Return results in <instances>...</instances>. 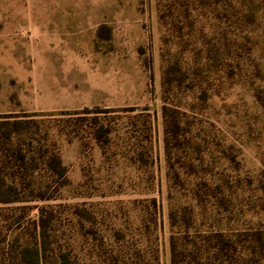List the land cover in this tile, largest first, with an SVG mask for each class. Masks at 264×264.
Wrapping results in <instances>:
<instances>
[{
  "label": "rangeland",
  "instance_id": "obj_1",
  "mask_svg": "<svg viewBox=\"0 0 264 264\" xmlns=\"http://www.w3.org/2000/svg\"><path fill=\"white\" fill-rule=\"evenodd\" d=\"M5 120L9 259L41 212L43 264H264V0H0Z\"/></svg>",
  "mask_w": 264,
  "mask_h": 264
},
{
  "label": "trees",
  "instance_id": "obj_2",
  "mask_svg": "<svg viewBox=\"0 0 264 264\" xmlns=\"http://www.w3.org/2000/svg\"><path fill=\"white\" fill-rule=\"evenodd\" d=\"M24 122L23 120H5L0 123V128H6L0 131V162L2 163L0 184L3 187V189H0V202L12 203L23 200L19 196L20 191L29 185V178H32L34 169L38 167V163L33 157L32 144L34 140H25L27 136L23 131L26 126H21ZM169 131H173V128L167 124L166 135L169 134ZM50 157L43 161V165H47L50 170L61 171L62 165L59 159L55 156ZM18 167L21 170H16ZM23 167L24 170H22ZM11 195H14V197H11ZM24 206L22 205L20 209L28 217L30 210ZM7 222H9L7 218H0V235L3 234L0 239V264H43L48 248L49 228L46 226L41 212L32 221L34 232L31 233V238L33 241H21L13 260L3 253L5 250L10 251L13 249L14 241L18 239L19 234L15 235L16 233H13V231L17 230H11ZM172 253H175L174 246H172ZM15 259H17L16 262ZM173 264L175 263L173 262Z\"/></svg>",
  "mask_w": 264,
  "mask_h": 264
}]
</instances>
